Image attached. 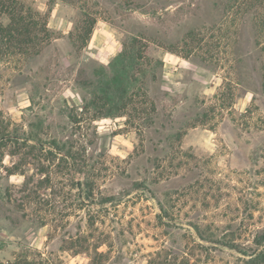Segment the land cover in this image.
Wrapping results in <instances>:
<instances>
[{"label":"rangeland","instance_id":"374dc122","mask_svg":"<svg viewBox=\"0 0 264 264\" xmlns=\"http://www.w3.org/2000/svg\"><path fill=\"white\" fill-rule=\"evenodd\" d=\"M263 231L264 0H0V262L258 264Z\"/></svg>","mask_w":264,"mask_h":264},{"label":"trees","instance_id":"16d2710c","mask_svg":"<svg viewBox=\"0 0 264 264\" xmlns=\"http://www.w3.org/2000/svg\"><path fill=\"white\" fill-rule=\"evenodd\" d=\"M11 16V22L3 27L6 31H13L16 24H20L22 21V15H18L14 12L13 7L6 9ZM92 32V27L87 30L88 38ZM139 40L136 36H131L124 42V47L118 56L113 60V75L109 81L104 82L103 79H98L96 87L91 93V98L85 101L86 108L94 109L100 117H115L122 114L129 106L134 103L136 96L139 94L138 89H135L136 76L134 75V69L140 70L141 58H144L146 54L141 52L139 48ZM95 83H93L94 85ZM14 172L10 171L9 174ZM255 243L258 246L264 248V231L257 237ZM256 263L264 262V250L260 251L255 259ZM0 264H5L0 262ZM7 264H37L34 261L28 259L18 258L15 261Z\"/></svg>","mask_w":264,"mask_h":264}]
</instances>
